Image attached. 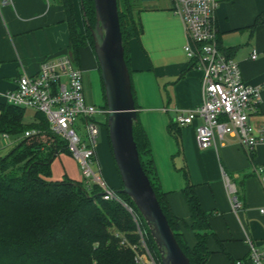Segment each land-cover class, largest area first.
<instances>
[{
    "label": "crops",
    "instance_id": "1",
    "mask_svg": "<svg viewBox=\"0 0 264 264\" xmlns=\"http://www.w3.org/2000/svg\"><path fill=\"white\" fill-rule=\"evenodd\" d=\"M79 26L78 0H72ZM141 26L138 37L128 41L130 78L137 119L147 135L159 186L166 192L167 204L174 216L182 220L180 229L189 246L195 243L189 208L181 189L183 170L194 185L201 208L209 212L213 235L206 242L210 254L204 264H232L245 258V236L264 240V188L259 167L264 165V144L247 151L238 138L225 135L205 149L197 147L195 119L185 126L174 125V116L200 103L202 71L187 58L184 25L171 11L172 0H135ZM219 51L235 61L243 82L256 86L261 101L250 112L249 122L264 123V0H217L215 10ZM81 27V26H80ZM68 28L63 7L57 0H0V102L3 93L12 89L22 72L35 74L44 60L67 54ZM256 57L252 59L251 53ZM81 72L99 71L89 47L79 49ZM88 104L93 103L85 98ZM35 113V112H33ZM34 116V114H33ZM31 122L33 118L25 120ZM39 138L47 140L41 134ZM17 142L0 133V156ZM59 153V152H58ZM101 156L106 180L113 188L121 183L113 163L107 134L95 148L94 162ZM221 170L238 186L243 207L233 211L222 180ZM77 175L80 173L77 166Z\"/></svg>",
    "mask_w": 264,
    "mask_h": 264
},
{
    "label": "trees",
    "instance_id": "2",
    "mask_svg": "<svg viewBox=\"0 0 264 264\" xmlns=\"http://www.w3.org/2000/svg\"><path fill=\"white\" fill-rule=\"evenodd\" d=\"M57 1L63 7L68 28L67 54L78 66L81 47L87 46L93 52V0H78L83 28L75 19L72 0ZM116 1L124 60L130 73L128 41L138 37L141 26L135 0ZM24 109L0 102V133L17 139L0 156V264H138L132 246H138L139 236L129 212L118 200H104L94 183L87 185L81 178L68 177L51 180L50 164L58 152L69 153L66 143L50 131L40 112L35 111L33 120L25 123ZM174 125L177 124L170 127ZM103 126L106 129L105 123ZM30 130L38 132L25 136V131ZM41 134L47 136L46 141L39 138ZM133 138L142 169L178 245L190 264H204L210 254L206 242L213 235L208 223L210 213L201 208L186 170L181 192L190 211L189 228L195 237L192 246L186 243L180 229L181 222L186 224L172 214L166 192L159 186L149 141L138 119L133 126ZM111 188L138 214L146 244L159 263L158 253L133 203L118 191L120 187Z\"/></svg>",
    "mask_w": 264,
    "mask_h": 264
},
{
    "label": "built area",
    "instance_id": "3",
    "mask_svg": "<svg viewBox=\"0 0 264 264\" xmlns=\"http://www.w3.org/2000/svg\"><path fill=\"white\" fill-rule=\"evenodd\" d=\"M11 0H2L3 4ZM217 0H172L171 11L184 25L186 42L183 49L187 58L202 71L201 100L195 107L177 112L174 122L178 126L191 124L200 118L195 126V142L198 148H208L215 139L225 135L238 138L247 151L264 144V123L254 126L249 122L253 107L261 101L258 87L243 82L237 63L223 55L217 45L215 10ZM250 57L254 59L256 53ZM3 101L23 108H29L44 115L48 128L64 140L69 154L76 160L80 178L101 189L104 200H118L129 212L139 236L134 259L138 264H160L156 262L145 241V231L135 210L120 200L113 189L106 184L100 170L92 168L96 138L99 126L94 113H106L88 104L83 93L82 72L69 54L53 60H44L35 74H19L15 85L3 93ZM38 131H25L24 135ZM264 188V165L258 169ZM223 185L233 211H239L243 202L239 198L237 184L224 170H221ZM264 212V206L259 208ZM246 258L235 259L233 264H264V240L256 241L245 236Z\"/></svg>",
    "mask_w": 264,
    "mask_h": 264
},
{
    "label": "water",
    "instance_id": "4",
    "mask_svg": "<svg viewBox=\"0 0 264 264\" xmlns=\"http://www.w3.org/2000/svg\"><path fill=\"white\" fill-rule=\"evenodd\" d=\"M94 25L90 28L106 106V133L120 179L119 192L133 203L159 256L160 264H190L178 245L148 176L142 169L133 126L137 109L124 48L116 0H93Z\"/></svg>",
    "mask_w": 264,
    "mask_h": 264
},
{
    "label": "rangeland",
    "instance_id": "5",
    "mask_svg": "<svg viewBox=\"0 0 264 264\" xmlns=\"http://www.w3.org/2000/svg\"><path fill=\"white\" fill-rule=\"evenodd\" d=\"M81 28L82 26V21L80 22ZM82 82H83V93L84 97L87 100H90L93 103V106L96 109H100L104 105V98L102 94V86H101V80L99 76V71H96L94 73L88 71V70H83L82 72ZM24 118L25 120H29L31 117L33 118V112H35L32 109L25 108L24 109ZM94 119L97 121L98 126H99V134L96 138L97 145L96 147L100 144L101 142V135L105 138L106 136V129L104 128L103 124L106 121V114L105 113H94ZM101 156L98 155V163L93 162L92 168L95 170L99 168L100 170V175L102 179L106 182L108 186L110 184L106 180V174L103 170V163L101 161ZM114 163V162H113ZM50 169H51V180H60L63 177H68L72 180H78V175H77V162L76 160L66 151H60L55 155L53 158L51 164H50ZM90 182L89 184H91ZM111 187V186H110Z\"/></svg>",
    "mask_w": 264,
    "mask_h": 264
}]
</instances>
